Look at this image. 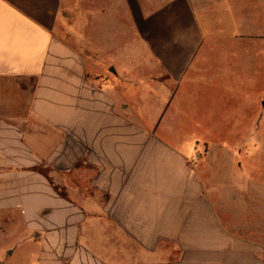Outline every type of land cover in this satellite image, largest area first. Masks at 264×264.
Instances as JSON below:
<instances>
[{
	"label": "crops",
	"instance_id": "obj_1",
	"mask_svg": "<svg viewBox=\"0 0 264 264\" xmlns=\"http://www.w3.org/2000/svg\"><path fill=\"white\" fill-rule=\"evenodd\" d=\"M220 3L0 0V264H264L162 136Z\"/></svg>",
	"mask_w": 264,
	"mask_h": 264
},
{
	"label": "rangeland",
	"instance_id": "obj_2",
	"mask_svg": "<svg viewBox=\"0 0 264 264\" xmlns=\"http://www.w3.org/2000/svg\"><path fill=\"white\" fill-rule=\"evenodd\" d=\"M205 11L204 79L179 92L162 136L186 140L189 164L216 213L252 224L264 220V0H222L219 10ZM262 232L258 227V242ZM15 238L0 240V259Z\"/></svg>",
	"mask_w": 264,
	"mask_h": 264
}]
</instances>
